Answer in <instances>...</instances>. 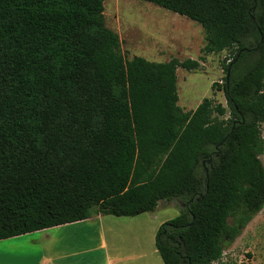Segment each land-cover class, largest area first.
Here are the masks:
<instances>
[{"label": "trees", "instance_id": "trees-1", "mask_svg": "<svg viewBox=\"0 0 264 264\" xmlns=\"http://www.w3.org/2000/svg\"><path fill=\"white\" fill-rule=\"evenodd\" d=\"M105 1L0 0V240L177 199L164 264H214L264 209V0H139L228 52V108L193 111L178 69L201 61L128 59Z\"/></svg>", "mask_w": 264, "mask_h": 264}, {"label": "rangeland", "instance_id": "rangeland-1", "mask_svg": "<svg viewBox=\"0 0 264 264\" xmlns=\"http://www.w3.org/2000/svg\"><path fill=\"white\" fill-rule=\"evenodd\" d=\"M104 15L107 26L119 34L123 53L128 59L140 56L154 62H168L173 58L201 61L199 70L178 69L179 105L185 111L195 110L205 98L228 108L223 88L226 73L222 67L228 52L206 55L203 52L205 31L200 24L139 0H106ZM262 131L264 136V124ZM261 159L264 163V155ZM165 203L161 202L156 212L165 222L177 217L185 208L177 199L170 202L172 205L164 206ZM63 232H66L65 239H71L76 246L82 241L92 243L96 239L94 228L77 226ZM214 264H264V209Z\"/></svg>", "mask_w": 264, "mask_h": 264}, {"label": "crops", "instance_id": "crops-1", "mask_svg": "<svg viewBox=\"0 0 264 264\" xmlns=\"http://www.w3.org/2000/svg\"><path fill=\"white\" fill-rule=\"evenodd\" d=\"M159 206L135 217L100 214L0 240V264H164L156 247L157 230L165 222L156 213ZM77 226L96 229V239L77 246L67 241L63 231Z\"/></svg>", "mask_w": 264, "mask_h": 264}, {"label": "water", "instance_id": "water-1", "mask_svg": "<svg viewBox=\"0 0 264 264\" xmlns=\"http://www.w3.org/2000/svg\"><path fill=\"white\" fill-rule=\"evenodd\" d=\"M230 74V73H229ZM229 74L227 75V79L229 80ZM183 207H186V204H183Z\"/></svg>", "mask_w": 264, "mask_h": 264}]
</instances>
